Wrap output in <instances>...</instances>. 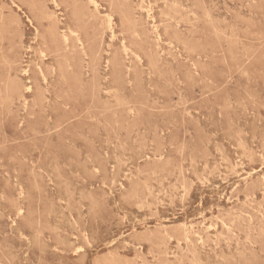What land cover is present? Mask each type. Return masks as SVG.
<instances>
[{
	"label": "rangeland",
	"instance_id": "1",
	"mask_svg": "<svg viewBox=\"0 0 264 264\" xmlns=\"http://www.w3.org/2000/svg\"><path fill=\"white\" fill-rule=\"evenodd\" d=\"M263 119L264 0H0V264H264Z\"/></svg>",
	"mask_w": 264,
	"mask_h": 264
},
{
	"label": "bare ground",
	"instance_id": "2",
	"mask_svg": "<svg viewBox=\"0 0 264 264\" xmlns=\"http://www.w3.org/2000/svg\"><path fill=\"white\" fill-rule=\"evenodd\" d=\"M95 1V0H94ZM13 4H14V2H13ZM99 4V3H98ZM150 8V7H149ZM146 9V8H145ZM107 15H108V13H106ZM111 17V16H110ZM110 20V19H109ZM111 21V20H110ZM111 26V25H110ZM36 30H37V28H36ZM76 34V33H75ZM159 36H160V34H159ZM64 37L66 38V36L64 35ZM67 41V40H66ZM126 52V51H125ZM239 53V52H238ZM137 55V54H136ZM41 69V68H40ZM260 119H261V117H260ZM264 120V119H263ZM262 129V128H261ZM258 130H260V129H258ZM261 131V130H260ZM259 131V132H260ZM182 156V155H181ZM201 181V180H200ZM21 211V210H20ZM15 223V222H14Z\"/></svg>",
	"mask_w": 264,
	"mask_h": 264
}]
</instances>
